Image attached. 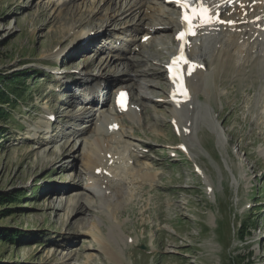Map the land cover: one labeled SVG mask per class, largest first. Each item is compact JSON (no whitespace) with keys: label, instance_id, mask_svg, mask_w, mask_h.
<instances>
[{"label":"rangeland","instance_id":"1","mask_svg":"<svg viewBox=\"0 0 264 264\" xmlns=\"http://www.w3.org/2000/svg\"><path fill=\"white\" fill-rule=\"evenodd\" d=\"M106 2L0 0V91L9 99L0 117V264H64L71 249L68 264H264V66H254L258 46L250 55L237 51L242 73L209 76V91L176 108L159 74L175 47L171 27L161 26L148 43L128 40L120 48L131 52L112 66L106 50L122 32L139 40L140 26L163 22L158 8L174 9L150 0L146 10L138 4L131 13L136 0ZM91 31L101 41L93 37L82 45ZM63 72L75 77L64 79ZM111 76L127 79L112 82ZM88 80L90 86L108 80L110 88L136 84V112L113 115L121 125L115 134L106 132L99 112L93 123L90 110L78 117L82 104L75 99ZM175 113L192 118L190 135L181 122L176 134ZM97 137L112 140L109 150L128 159L116 171L119 199L87 190L96 178L82 159ZM69 143L76 157L55 163ZM181 144L187 152L172 156ZM138 151L145 155L134 156ZM113 154H119L116 163L123 160L122 153ZM57 186L59 192H50ZM77 189L85 197L78 198ZM95 224L112 254L101 248Z\"/></svg>","mask_w":264,"mask_h":264},{"label":"bare ground","instance_id":"2","mask_svg":"<svg viewBox=\"0 0 264 264\" xmlns=\"http://www.w3.org/2000/svg\"><path fill=\"white\" fill-rule=\"evenodd\" d=\"M113 1L114 0H107L106 3H108L110 5V4H112ZM148 1H150V0H138V2L136 4H134V5H131V7L127 11L131 10V13H133L134 10H135L134 7H136V10H137V5L138 4L139 5L141 4L140 8L143 7L142 11H144V10H146V8H144V7L147 6ZM161 1H162V3H164L163 2L164 0H161ZM224 5L225 4L221 5L220 2L217 1V0L215 2V6L219 7V9H217V12L222 10L223 14H224V19H226L227 22H233L234 25L233 26H230L229 24H227V25H216L215 27H211L209 29H206L207 26H203V27H201V30L204 29L205 32L208 31V32H206V35L204 36L203 34H199L198 36L200 37V39L198 40L197 39L198 36H197L194 39V42H195L194 45L193 44L190 45L191 63H190V67L188 69L191 71L192 76H191V73L188 72V83H189V86H190L192 97L196 96L197 98H199V93H200V91L202 89H205L206 91H209V89H210L209 85L211 84L210 82H209L210 84L208 83V80L210 78L209 76H211V78H212V77H214V75H216L218 73L222 74L224 72H230L231 73V72L240 71L237 68V63H235V61L238 58L237 51L242 50L241 44H243V43L240 42L241 41V37L245 38L244 42L251 41L253 39V37H254L253 33L256 30V29H252L253 25L249 24L250 21L249 20L247 21V19L248 18H252L254 15H256V13L259 10H261L263 8V2H259L255 6H251L250 3L245 1V0L241 1L240 4H239V2H237V3H235L234 5H232L230 7H224ZM167 7H169L170 9L171 8L174 9L173 11H171L172 13L169 12V11L161 10L159 8L157 10L159 12H156V13H159V16L161 15L162 18L165 17V18H163V22H160L158 24L159 26L158 25H152V26H148V27L147 26H140L137 29L138 31H141V32L144 31L143 35L142 36L140 35L141 36V37H139L140 39L143 36L147 35V34H149V35L160 34L161 33V29H162L161 26L163 27V29H168V28L171 27L172 31H175L176 29H178L180 27V17H179L178 9L175 8L174 6H167ZM156 13H155V15L151 14L152 17H156ZM165 13L167 15H165ZM83 14H85V12L81 13V15H83ZM142 15H143V13H142ZM115 19L116 18H113L111 20V22L114 21ZM217 27H221V32L218 33V34H217V31H214V29H216ZM246 27H248L249 29H247L244 32V29ZM106 30L109 31L110 27H107L105 29V31ZM250 31H252V32H250ZM172 35H173V42L177 45L178 41L175 39V34H172ZM79 37L82 38V36H80V35L77 36V38H79ZM249 43H251V42H249ZM209 48H212L211 52L208 51ZM258 49H259V46L255 50V51H257V55H256V58L254 60V66H259V68H260L261 66H264L263 62L260 63L261 60L264 57L260 55ZM128 51L131 52L130 48H128V49H124V48L118 49V48L115 47V48L111 49L109 51V56H108V58H110L109 66H112L113 64H115L117 60H120V58H122V59L125 58L127 56V54L130 53ZM209 57H210V59H209ZM205 62H210L211 66L213 67V69L211 68L212 71H206V70H204L202 68L201 64H203ZM107 67H108V65H107ZM156 72H154L153 74H157ZM143 73L147 74L145 70L143 71ZM159 74L161 76H165L167 78V80H168L166 67H163V69L160 70ZM224 74H226V73H224ZM126 76L123 77V79L115 77V76H111L109 78V80H111L112 82L115 81V80H120V79L121 80H126L127 79ZM82 80H83L82 78H75L74 79V81H76L78 83L82 82ZM213 80H214L213 82L216 81L214 78H213ZM90 81H92V80H90ZM106 82H108V80ZM215 83H217V82H215ZM135 88H136V84L132 83L131 87L129 89H127V90H129V92H132V90H135ZM146 94L145 95L143 94L141 96V98L143 100H149L150 101L151 100L150 96L146 95ZM75 97H78V96L74 95V98ZM79 98H80V95H79ZM108 98H109V96H108ZM169 101L171 102V104H173L175 106V104L173 103V101L171 99H169ZM106 103H107V98L105 99L104 104H103V106L100 107V109L104 108ZM179 103L180 104H184L185 102H179ZM146 107L147 106H144L143 111L148 112V113L151 112V109L148 110V108L146 109ZM84 108H85L84 106L79 108L78 117H82L84 115V113L86 112ZM131 108H132V106H131ZM61 110H64V109H61ZM102 113L104 114L103 110H102ZM177 116H178L177 113H175L174 117L177 118V123L179 124L181 122V123L185 124V126H186L185 135H186V133H187V135H190L192 133V131H193L191 126L194 125L192 118L189 115L185 116L183 119H180L181 117L179 118ZM90 120H91V123H93L94 122V117H91ZM100 134H101V132H100ZM101 138H99V137L96 138L97 139V146L96 147H92L90 149L91 151L87 152V154H84L83 159H82V162L85 165V169L86 170L90 169V173L91 172L95 173V172H97L98 169H101V171H102V174L98 175L101 178H99V180L96 181V182L94 181V182L89 183V185H88L89 187L87 188V190L90 191V192H93V193H94V191L98 192V193H102V194L105 195L106 198L107 197H111V196H117L118 199H119L122 196V189L117 184H114L115 183V179H114V176L112 175V174L115 173V170H113L112 167L114 166L116 168V166H115L116 158L119 157V155L114 156V154L112 153L113 155H112V157H110L111 152H110L109 149H107V147L109 146V143L105 142V140L102 141ZM46 141H47V139H43L42 141H40V143H45ZM71 146H72V143L64 145L63 152L61 153V155L58 158L55 159V163H62L64 161H66V160L68 161V158H66V157H69L70 159L76 157V154H77L76 151L77 150H75V147L70 148ZM37 149H40V148L37 147L35 150H37ZM70 149H72V150H70ZM74 160L75 159H73V161ZM111 160H113L112 164H110ZM62 166L64 167V166H66V164H62ZM149 168L150 167H148V170H149ZM106 170L108 172L111 170V172H109L110 174L106 173ZM151 176H152V174H151ZM116 181H117V179H116ZM60 190L61 189L57 186V187H53L50 190V192H57V191L59 192ZM75 192H76L75 194H76V196L78 198L81 199V198L85 197V194L82 193L80 190L77 189V191H75ZM71 194H73V193H71ZM51 198H53V197H48V198H46V200H50ZM103 199L105 200V198H103ZM53 202H55V201H53ZM80 210H81V206H80ZM81 220H83V218H80V221ZM94 229H98L99 232H100V236H99L100 238H99L98 242L101 245V248L103 247L102 249L108 255L112 254L113 250L106 243V237L103 234V230L104 229L100 228L96 224L94 226ZM91 231H92V229H91ZM83 248H84V250H89L90 246L84 244ZM72 252H75L74 249L70 250V253L68 254V257H66V260L63 261L64 264H68V261H70L72 258H74L75 254L74 253L72 254ZM77 255H78V257H81L80 254L77 253ZM113 255H115L117 257V255L115 253ZM88 264H92V262H89Z\"/></svg>","mask_w":264,"mask_h":264},{"label":"snow or ice","instance_id":"3","mask_svg":"<svg viewBox=\"0 0 264 264\" xmlns=\"http://www.w3.org/2000/svg\"><path fill=\"white\" fill-rule=\"evenodd\" d=\"M183 2L185 3H190V0H183ZM207 9L203 7V5L200 6L199 9H196V10H193V14L199 18V19H202L204 20L205 22L209 21L212 19L211 16H206L205 14L207 13ZM185 21L186 22H189L191 23V20H192V17L191 16H188V15H185L184 17ZM190 31V29H189ZM184 36V33H181L179 36H178V39H182ZM178 60H182L183 63H188L187 60H184L182 57H178V58H174L173 60V64H176ZM179 71V69H178Z\"/></svg>","mask_w":264,"mask_h":264},{"label":"trees","instance_id":"4","mask_svg":"<svg viewBox=\"0 0 264 264\" xmlns=\"http://www.w3.org/2000/svg\"><path fill=\"white\" fill-rule=\"evenodd\" d=\"M6 95H4V92L0 91V117L3 115L5 116L6 113L5 111L3 110V105H5L6 103H8L9 99L8 98H4ZM3 236H5L3 234Z\"/></svg>","mask_w":264,"mask_h":264}]
</instances>
